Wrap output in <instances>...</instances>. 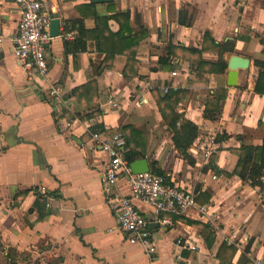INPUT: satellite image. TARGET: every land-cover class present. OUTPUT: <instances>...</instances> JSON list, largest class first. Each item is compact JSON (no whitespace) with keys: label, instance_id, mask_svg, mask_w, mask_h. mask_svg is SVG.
<instances>
[{"label":"crops","instance_id":"crops-1","mask_svg":"<svg viewBox=\"0 0 264 264\" xmlns=\"http://www.w3.org/2000/svg\"><path fill=\"white\" fill-rule=\"evenodd\" d=\"M39 1L60 21L59 35L47 47L46 76L29 75L14 57L19 11L0 0V244L5 254L15 255L13 264H222L216 253L223 242L237 249L230 264H264V190L233 173L239 148L260 146L264 136V95L254 91L259 72L254 62H264V0ZM112 10L128 11L134 30L143 24L148 31L136 48L135 75L124 74L127 58L121 54L97 75L105 53L92 36L95 16ZM108 27L116 32L119 23L110 19ZM169 44L200 49L207 62L218 60L219 44L227 69L199 74L179 61L162 70L158 58ZM232 56L249 63L238 70L236 85L228 86ZM92 81L78 100L73 90ZM53 85L63 89L62 101L49 95ZM220 86L227 90L221 115L210 121L203 117L204 104ZM172 88L186 91L176 111L199 129L188 149L194 165L174 148L168 120L152 95ZM74 119L78 123L70 124ZM126 126L142 135L137 148L145 151L150 171L154 162L170 183L192 190L198 206L219 215L210 222L192 208L171 216L172 226L164 227L148 205L134 200L154 225L152 256L118 228L101 182L107 156L87 148L91 134L125 135ZM223 134L227 138L216 141L212 170L202 163V148ZM113 193L129 196L130 189L120 182ZM191 222L209 226L211 246ZM181 236L196 250L180 251L175 241Z\"/></svg>","mask_w":264,"mask_h":264},{"label":"built area","instance_id":"built-area-1","mask_svg":"<svg viewBox=\"0 0 264 264\" xmlns=\"http://www.w3.org/2000/svg\"><path fill=\"white\" fill-rule=\"evenodd\" d=\"M1 1L13 3L19 11L18 26L12 36L14 57L29 75L46 76L48 73L46 51L52 38L50 36L52 16L43 9L39 0ZM2 41L3 36L0 34V44ZM171 74L176 76L177 72L172 71ZM166 92L167 90H164V93ZM49 95L62 101L63 89L59 85H53ZM112 106L117 107V104L112 103ZM76 123L78 119H74L70 124ZM87 148L91 151L98 150L107 156L106 167L101 176L107 206L113 213L118 228L128 235V242L140 245L149 256L156 254L154 233L150 221L135 205L134 200L148 205L157 224L164 227L172 226L171 216L184 214L192 208H196L197 214L207 221L219 219L218 213L214 210L206 205L196 204L195 193L192 190L176 186L165 176L150 170L135 174L131 162L127 159L129 149L122 131L116 130L105 138L93 133ZM217 148L214 138L210 139L202 148V163L208 164ZM120 182H125L129 186V196L114 197L113 191ZM40 194L46 195V190L40 189ZM175 244L180 251L196 250L195 245L182 236L176 239ZM178 257L180 258V255Z\"/></svg>","mask_w":264,"mask_h":264},{"label":"trees","instance_id":"trees-1","mask_svg":"<svg viewBox=\"0 0 264 264\" xmlns=\"http://www.w3.org/2000/svg\"><path fill=\"white\" fill-rule=\"evenodd\" d=\"M95 19L97 25L92 31L94 34L92 36H94L97 42L99 51L105 53V57L98 68L97 75H100L106 68L112 65L113 58L116 54L124 55L127 58V64L123 71L124 74L128 75L127 71L133 70L130 74L135 75L138 66V62L135 59L136 48L139 42L148 36L147 29L143 27V24H140L134 30L129 21L128 11L121 12L114 10L110 15H96ZM110 19H114L119 23V29L116 32H112L108 27V21ZM80 32L82 31L80 30ZM215 46L220 47L218 60L216 62H207L202 59L200 49L169 44L166 48V55L158 58V66L162 70H169L174 63L186 61L189 63V68L193 72L199 74H224L227 69V62L223 58L225 49L219 44H215ZM80 49L83 50L84 45ZM254 64L259 68L254 91L260 95H264V62L255 61ZM95 83V81H92L89 84L75 88L73 95L78 100H81V92L90 90L91 86H94ZM185 93L186 91L183 89L172 88L168 89L166 94L160 96L156 90H152V95L161 117L168 120V126L172 131L171 140L174 148L182 154L183 158L189 164L194 165L193 159L188 154V149L197 140L199 129L197 125L181 117L182 115L176 111V107ZM226 93L227 90L220 86L210 94V98L204 104L203 117L205 119L217 121L220 118L222 103L226 97ZM124 131L129 147L127 153L129 162L144 158L145 151L137 148L138 145L143 143L142 135L131 126H126ZM226 138L227 136L223 134L216 137L214 141H221ZM237 153L238 161L233 173L237 174L241 179L249 181L252 186H258L264 190V183L262 182V177H264V136L260 146L242 145ZM213 161L214 154L210 157L209 166L211 165V169L215 170V167L212 165ZM151 171L158 175H164L163 171L154 166V162H151ZM191 223L199 226L204 234V240L208 246H211L213 233L209 226L196 222ZM236 253L237 249L235 247L223 242L216 253V258L222 264H230ZM4 258L9 264H13L16 259L11 251L7 252Z\"/></svg>","mask_w":264,"mask_h":264},{"label":"water","instance_id":"water-1","mask_svg":"<svg viewBox=\"0 0 264 264\" xmlns=\"http://www.w3.org/2000/svg\"><path fill=\"white\" fill-rule=\"evenodd\" d=\"M91 1H108V0H91ZM59 18L57 15H54L51 23H50V36L55 37L59 35ZM248 60L239 56H232L229 59L228 67L229 71L227 73V85L235 86L236 79L239 69H247L248 68ZM131 167L135 174L148 172L150 170L147 159H137L131 163ZM153 227V224H150Z\"/></svg>","mask_w":264,"mask_h":264},{"label":"rangeland","instance_id":"rangeland-1","mask_svg":"<svg viewBox=\"0 0 264 264\" xmlns=\"http://www.w3.org/2000/svg\"><path fill=\"white\" fill-rule=\"evenodd\" d=\"M4 257H5V252L2 245L0 244V264H9Z\"/></svg>","mask_w":264,"mask_h":264}]
</instances>
